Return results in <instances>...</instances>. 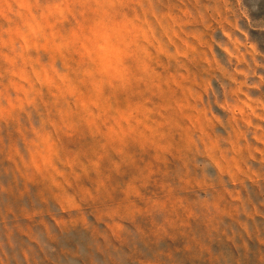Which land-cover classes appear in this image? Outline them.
Listing matches in <instances>:
<instances>
[{
  "label": "clouds",
  "instance_id": "clouds-1",
  "mask_svg": "<svg viewBox=\"0 0 264 264\" xmlns=\"http://www.w3.org/2000/svg\"><path fill=\"white\" fill-rule=\"evenodd\" d=\"M233 7L232 0H0V163L44 184L65 216L119 189L118 203L84 217L86 228L99 225L90 264H118L113 241L135 237L145 215L185 207L172 200L174 180L188 189L190 217L229 215L221 190L246 212L228 182L260 178L250 161L264 165V96L247 90L261 84H249L240 67L247 59L239 36L247 33L229 19ZM213 24L223 39L205 36ZM113 175L121 183L112 184ZM156 185L164 199L149 195ZM14 227L7 245L0 240V264H34L46 252L41 238L18 244Z\"/></svg>",
  "mask_w": 264,
  "mask_h": 264
},
{
  "label": "rangeland",
  "instance_id": "rangeland-1",
  "mask_svg": "<svg viewBox=\"0 0 264 264\" xmlns=\"http://www.w3.org/2000/svg\"><path fill=\"white\" fill-rule=\"evenodd\" d=\"M232 3L233 14L229 19L247 33V39L239 36L247 59V63L240 67L249 72V84H261L259 90H247L250 94L264 96V83L259 79L264 76V0H243L239 7L235 6V0ZM241 10L246 11L247 18L240 14ZM225 28L236 38L234 28L227 24ZM213 35L223 39L215 24L205 33L208 38ZM202 78L210 79L213 87L219 90L211 74H202ZM237 79L244 77L238 76ZM250 163L260 174L258 180L253 182L244 178V185L235 187L228 182L233 193L239 189L246 212L238 214L234 205L239 206L240 201L228 200L227 193L221 190L222 208L229 215H206L201 211L198 216L190 217L188 189L181 188L174 180L172 200L182 201L185 207L177 203L174 210L145 215L133 226L135 237L125 235L122 240L113 241L118 264H264V165L255 161ZM11 167L8 162L0 163V211L4 214L0 216V240L7 245V229L15 226L13 231L18 244H25L29 234L41 238L46 252L34 264H90L85 255L91 251L92 237L99 225L89 222L91 226L86 228L84 217L89 210L93 215H99L105 206L118 203L119 189L111 191L109 188L99 202H88L81 211L65 216L59 212L44 184L15 177L13 172L6 170ZM159 167L170 173L175 171L171 165ZM160 179L167 181L168 178L161 176ZM111 183H121V180L113 175ZM81 184L84 185L85 181ZM149 195L165 198L159 185L149 190ZM33 213L36 215L32 219L26 218L25 214Z\"/></svg>",
  "mask_w": 264,
  "mask_h": 264
}]
</instances>
